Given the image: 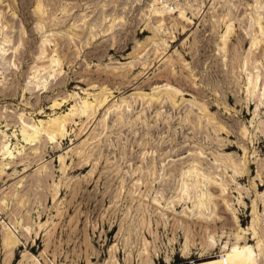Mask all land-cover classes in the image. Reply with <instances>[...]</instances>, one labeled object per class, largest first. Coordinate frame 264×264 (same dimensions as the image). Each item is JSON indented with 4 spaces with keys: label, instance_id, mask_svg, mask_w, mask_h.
Returning a JSON list of instances; mask_svg holds the SVG:
<instances>
[{
    "label": "rangeland",
    "instance_id": "1",
    "mask_svg": "<svg viewBox=\"0 0 264 264\" xmlns=\"http://www.w3.org/2000/svg\"><path fill=\"white\" fill-rule=\"evenodd\" d=\"M179 3L0 0V264H264V0Z\"/></svg>",
    "mask_w": 264,
    "mask_h": 264
},
{
    "label": "bare ground",
    "instance_id": "2",
    "mask_svg": "<svg viewBox=\"0 0 264 264\" xmlns=\"http://www.w3.org/2000/svg\"><path fill=\"white\" fill-rule=\"evenodd\" d=\"M170 1H172V0H152V5H151L150 9H151V13L153 14V16H158V17L163 18L166 14H171V13H174V12L176 13L177 12L178 18H184L185 17L184 16V12L182 11V8H180L179 0H173V2L176 4V8H177L176 10L173 7L171 8L170 5L168 4V2L170 3ZM159 3H161L160 7H159ZM112 27H113V25L110 26V28H112ZM168 94H170L173 98H175V96H176V93H172L169 90H168ZM153 96H155V95L153 94ZM89 107H90V104H88L86 101L83 102V108L84 109H87ZM49 127L50 128H48L47 131L49 133H51V134L54 133V132H57L59 130L58 124H56V123H52L51 126H49ZM37 131H38L37 129L33 132L32 129L28 130L26 127L22 128L21 129V135H22L23 140L26 141V142L35 141L36 132ZM2 155L7 156V157H11L12 152L9 151L8 148H7L6 150H4ZM184 191H186V190H184ZM199 203H201V201ZM17 224H19V223H17ZM137 226L138 225L135 226V229H137ZM14 244H15V240L14 239H7V240L5 239V241H4V245L6 247H12ZM259 246H257V248ZM259 249H260V247H259ZM251 254H252L251 248L249 246H247V243L244 242V244L242 246H240V244L236 243L231 248L229 256H231V257H241V259H245L247 261V264H251V260H250V255ZM51 264H54V263L51 262Z\"/></svg>",
    "mask_w": 264,
    "mask_h": 264
}]
</instances>
